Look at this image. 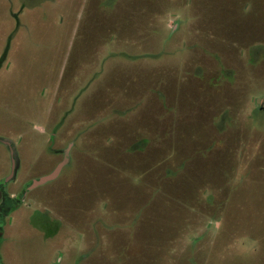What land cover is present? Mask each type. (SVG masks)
I'll return each mask as SVG.
<instances>
[{"label": "rangeland", "instance_id": "rangeland-1", "mask_svg": "<svg viewBox=\"0 0 264 264\" xmlns=\"http://www.w3.org/2000/svg\"><path fill=\"white\" fill-rule=\"evenodd\" d=\"M6 50L3 193L67 163L0 264H264V0H0Z\"/></svg>", "mask_w": 264, "mask_h": 264}, {"label": "water", "instance_id": "water-1", "mask_svg": "<svg viewBox=\"0 0 264 264\" xmlns=\"http://www.w3.org/2000/svg\"><path fill=\"white\" fill-rule=\"evenodd\" d=\"M0 142L4 143L11 154V161H12V168L11 173L9 174L8 178L2 183V185H6L7 182L11 181L16 177V172L18 168V157H17V151L15 144L7 138L0 137ZM67 163V160L65 159L62 163H60L50 174L43 176L37 180L32 181V183L26 188V191L31 190L35 187H37L40 184H43L49 180L54 179L57 177V175L60 173L62 167Z\"/></svg>", "mask_w": 264, "mask_h": 264}, {"label": "trees", "instance_id": "trees-1", "mask_svg": "<svg viewBox=\"0 0 264 264\" xmlns=\"http://www.w3.org/2000/svg\"><path fill=\"white\" fill-rule=\"evenodd\" d=\"M7 50H8V48H7ZM7 50L0 60V68L2 67L3 61L5 60ZM3 190H4V187H3V185H1V187H0V202H1L0 210L6 215L13 208V206L15 207V206L19 205V203L22 200L24 190L22 191V193L17 198H13L12 196L9 197L7 194L3 193L4 192Z\"/></svg>", "mask_w": 264, "mask_h": 264}, {"label": "flooded vegetation", "instance_id": "flooded-vegetation-1", "mask_svg": "<svg viewBox=\"0 0 264 264\" xmlns=\"http://www.w3.org/2000/svg\"><path fill=\"white\" fill-rule=\"evenodd\" d=\"M234 76V75H233ZM4 186V185H3ZM29 186V185H28ZM0 187H1V185H0ZM27 188V187H26ZM24 192H26V189H24ZM24 195V194H23Z\"/></svg>", "mask_w": 264, "mask_h": 264}]
</instances>
